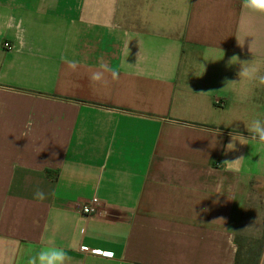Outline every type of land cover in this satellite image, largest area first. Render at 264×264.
I'll list each match as a JSON object with an SVG mask.
<instances>
[{
  "label": "crops",
  "instance_id": "crops-1",
  "mask_svg": "<svg viewBox=\"0 0 264 264\" xmlns=\"http://www.w3.org/2000/svg\"><path fill=\"white\" fill-rule=\"evenodd\" d=\"M233 55L264 64L241 0H0V264H258L264 145H224L264 86L223 89ZM102 62L119 78L93 83Z\"/></svg>",
  "mask_w": 264,
  "mask_h": 264
},
{
  "label": "clouds",
  "instance_id": "clouds-1",
  "mask_svg": "<svg viewBox=\"0 0 264 264\" xmlns=\"http://www.w3.org/2000/svg\"><path fill=\"white\" fill-rule=\"evenodd\" d=\"M242 7L253 14L264 15V0H241ZM252 44L249 50L252 52ZM243 46V45H241ZM222 51V58L225 53ZM220 59V60H221ZM69 68L75 71L78 67L77 62L67 61ZM239 65V71L237 72L238 82L232 80H225V86L223 89H231L237 84H248L252 86H264V64L256 60L252 61H241L239 56L233 55L228 60V65ZM203 73L205 71L204 65ZM111 72L112 78L118 79L119 73L112 71L106 63H101L100 69L93 72L90 76V80L93 83H99L104 80V73ZM246 126V130L249 135L246 137L238 131L229 132L230 141L224 145V152L237 151V142L240 145H247L249 141H255L261 145H264V120L256 118L251 120V122ZM215 135H220L219 131L215 132ZM245 157L243 155L238 156L232 160L223 161L222 165L225 166L226 170L238 172L244 161ZM34 198L43 201L47 198V194L41 190L36 189L34 192ZM70 257L67 252L62 247H57L55 245L46 246L41 248L35 255L29 257L27 264H68ZM258 264H264V254L258 257Z\"/></svg>",
  "mask_w": 264,
  "mask_h": 264
},
{
  "label": "built area",
  "instance_id": "built-area-1",
  "mask_svg": "<svg viewBox=\"0 0 264 264\" xmlns=\"http://www.w3.org/2000/svg\"><path fill=\"white\" fill-rule=\"evenodd\" d=\"M3 47L6 49V50H9L12 48L11 44L9 43H4L3 44ZM99 206V201L97 198H92L89 202L85 203L82 207H81V213L84 215V216H93L97 213V208ZM85 249V248H84ZM91 253L92 254H95V255H100V256H104V257H110L109 254H106V253H103L99 250H91Z\"/></svg>",
  "mask_w": 264,
  "mask_h": 264
}]
</instances>
